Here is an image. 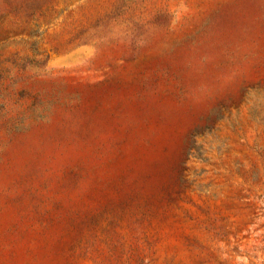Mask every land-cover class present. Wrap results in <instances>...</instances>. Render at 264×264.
<instances>
[{
	"label": "rangeland",
	"instance_id": "374dc122",
	"mask_svg": "<svg viewBox=\"0 0 264 264\" xmlns=\"http://www.w3.org/2000/svg\"><path fill=\"white\" fill-rule=\"evenodd\" d=\"M0 264H264V0H0Z\"/></svg>",
	"mask_w": 264,
	"mask_h": 264
}]
</instances>
